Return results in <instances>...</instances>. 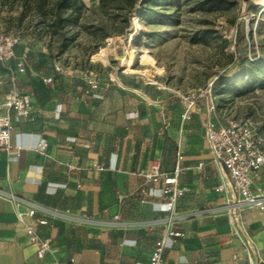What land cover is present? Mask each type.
<instances>
[{
	"label": "crops",
	"instance_id": "obj_1",
	"mask_svg": "<svg viewBox=\"0 0 264 264\" xmlns=\"http://www.w3.org/2000/svg\"><path fill=\"white\" fill-rule=\"evenodd\" d=\"M16 49L28 60L23 40ZM51 74L22 80L27 74L14 71L16 90L32 100L29 116L15 123L12 147L0 150V264H148L168 228L181 232L166 238L169 264H249L227 215L214 209L223 170L211 158L205 124L221 120L207 110L206 96L189 105L186 96L158 94L118 77L99 90L101 98L86 95L83 81L76 91L54 94L70 80L44 83ZM10 88V73L0 65V101ZM41 139L43 152L37 150ZM154 161L162 173L179 166L186 191L171 212L159 209L167 200L163 180L141 174ZM255 184L264 188L260 176ZM11 194L31 202L34 215L19 222L25 205ZM39 217L47 223H36ZM242 218L264 264V210L246 208ZM25 223L50 239L42 258Z\"/></svg>",
	"mask_w": 264,
	"mask_h": 264
},
{
	"label": "rangeland",
	"instance_id": "obj_2",
	"mask_svg": "<svg viewBox=\"0 0 264 264\" xmlns=\"http://www.w3.org/2000/svg\"><path fill=\"white\" fill-rule=\"evenodd\" d=\"M200 1L155 7L170 14L172 23H163L156 16L139 18L140 0H82L84 7L71 24L60 20L68 11H57L55 0H0V27L19 33L29 48L28 64L19 72L27 74L22 80H38L51 72L53 62L68 68L64 78L55 80L70 81L54 94L76 91L86 76L102 81L116 76L158 94L200 98L212 81L217 119L246 121L264 132V80L242 94L217 83L218 74L234 69L238 56L243 58L238 85L264 70V4L222 0V8L210 10ZM101 48L107 49V63L93 59ZM130 52L136 57L133 69L145 75L125 71Z\"/></svg>",
	"mask_w": 264,
	"mask_h": 264
},
{
	"label": "built area",
	"instance_id": "obj_3",
	"mask_svg": "<svg viewBox=\"0 0 264 264\" xmlns=\"http://www.w3.org/2000/svg\"><path fill=\"white\" fill-rule=\"evenodd\" d=\"M19 33L6 30L0 27V65L10 73L11 88L0 101V150L8 151L11 147L12 133L15 123L27 118L31 109V95L16 90L14 86V71H23L27 63V53L18 52L17 46L21 43ZM53 74L44 76L43 82L50 84L56 76L68 74V68L59 62L52 66ZM117 80L116 76H110L109 80H97L94 77L86 76L83 81L84 93L94 98H101L99 90L105 88L112 81ZM212 81L204 90L207 97V110L215 112V104L212 99ZM94 90V92H92ZM189 105L196 98L195 94L187 95ZM61 104L56 106V116L59 115ZM205 137L213 162L223 170L221 182L215 188L221 194V202L214 208L224 212L231 225L232 234L238 238L242 249L249 261V264H258V252L255 243L248 232L242 218V211L246 208L264 210V188L255 184V178L261 177L264 181V132H256L246 121L236 119H225L216 121L209 119L205 124ZM46 140L41 139L37 150L43 152L46 147ZM20 149L21 147L18 146ZM181 158L177 152V159ZM202 162L198 168L201 170ZM74 169L73 166H69ZM102 169V168H100ZM179 166L175 165L171 174L159 171L158 162H152L149 170L141 171L147 181L153 183L160 179L164 182L162 192L167 195V200L159 208L161 211L171 212L176 200L182 196L186 187L178 182ZM1 192V191H0ZM10 199L17 204H24L23 211H17V220L24 222V215L33 216L36 207L29 201L16 195H10ZM117 216H115L116 218ZM172 218L169 215L168 220ZM36 223L46 224L44 217L36 218ZM26 234L30 241L37 244L36 255L39 258L49 249L50 239L39 236L34 225L24 224ZM181 232L171 228L165 230L164 234L157 238L149 256L148 264H169L164 257L166 238L168 236H180Z\"/></svg>",
	"mask_w": 264,
	"mask_h": 264
},
{
	"label": "trees",
	"instance_id": "obj_4",
	"mask_svg": "<svg viewBox=\"0 0 264 264\" xmlns=\"http://www.w3.org/2000/svg\"><path fill=\"white\" fill-rule=\"evenodd\" d=\"M103 2L105 0H99ZM179 0H140V6L136 14L141 19H147L151 16H156L157 19L163 23H172V18L170 14H163L155 10V7L160 6H175ZM55 8L57 11H68L67 16L60 18L61 21H68L71 24L75 23L74 19L78 17L77 11L84 7L82 0H55ZM200 6L210 10L220 9L223 6L222 0H201L199 2ZM76 15V16H75ZM262 21L261 24L264 25V9L261 11ZM239 38L243 36V30H241L238 35ZM243 58H237V63L234 69L228 74L220 73L218 74L217 83L223 85V87L232 86L233 90L238 94L246 93L251 91L256 86L258 80H264V70H259L256 78H245L241 85L237 84L240 72L243 69Z\"/></svg>",
	"mask_w": 264,
	"mask_h": 264
},
{
	"label": "bare ground",
	"instance_id": "obj_5",
	"mask_svg": "<svg viewBox=\"0 0 264 264\" xmlns=\"http://www.w3.org/2000/svg\"><path fill=\"white\" fill-rule=\"evenodd\" d=\"M262 4H264V0L261 1ZM131 41V38H130ZM109 50V49H108ZM132 51V50H131ZM107 49L106 48H101L98 55L96 57H94L93 59H101L104 63H107ZM135 56L132 52L129 53V58L125 60V63H123L126 66V72L127 73H136V74H143L145 75V73H143L142 71L133 69V65L135 62Z\"/></svg>",
	"mask_w": 264,
	"mask_h": 264
}]
</instances>
